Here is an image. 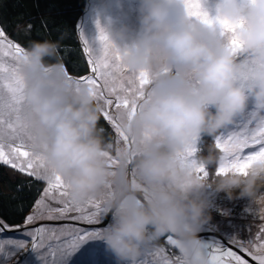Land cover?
I'll return each mask as SVG.
<instances>
[{
    "label": "clouds",
    "instance_id": "1",
    "mask_svg": "<svg viewBox=\"0 0 264 264\" xmlns=\"http://www.w3.org/2000/svg\"><path fill=\"white\" fill-rule=\"evenodd\" d=\"M199 4L212 23L191 15L187 0H139L135 31L98 23L128 73L150 81L134 113L116 114L122 135L109 139L103 106L52 62L60 42L25 49L30 150L49 178L64 181L72 203L102 201L111 219L99 239L117 264H140L162 237L175 245L174 264H212L200 232L220 193L247 199V210L264 217V154L240 170L226 165L217 143L241 118L264 127V0H216L214 13L207 0Z\"/></svg>",
    "mask_w": 264,
    "mask_h": 264
},
{
    "label": "snow or ice",
    "instance_id": "2",
    "mask_svg": "<svg viewBox=\"0 0 264 264\" xmlns=\"http://www.w3.org/2000/svg\"><path fill=\"white\" fill-rule=\"evenodd\" d=\"M191 15L202 17L206 23H212L205 13L200 10L199 0H187ZM226 30L235 33V25L228 21H221ZM32 25L27 28L18 26V30L26 34ZM83 42V53L87 55L88 73L73 78L66 69L67 78L74 81L77 87L87 86L96 97L97 102L103 106V117L109 124L113 136L122 135L119 131L116 114L122 109H131L134 113L137 103L144 96L145 88L150 83L146 74H129L119 58V54L108 42L107 36L101 30L98 39L102 47L95 49L86 39L83 32L79 34ZM234 45L238 44L233 39ZM25 48L19 43L8 40L5 31L0 27V163L9 165L12 169L33 177L37 181H46L47 186L39 193L35 201L34 215L26 218V224L36 219L47 220H74L88 225H98L105 218L102 201H92L85 206L76 205L68 198L67 185L56 176L49 178L45 171L44 162L34 155L31 148V133L27 124L28 105L25 101V83L21 73L22 59ZM4 58H8L5 61ZM126 139V137H125ZM217 143L226 150L228 167L243 170L247 163L258 154H264V127L257 128L254 121L247 120L237 123L232 129L226 131ZM258 146L245 153L244 149ZM54 201L61 207H51L47 202ZM90 207L91 211L85 209ZM43 209L44 211H41ZM75 212L77 215L69 216ZM264 227V226H262ZM6 226L0 225V230ZM102 229L63 225L59 227L40 226L35 229L24 230V235L32 241V247H27L24 240L0 239V257L5 264L18 254L32 251L38 254L41 264H66V260L79 251L80 247L89 240L100 238ZM257 239L260 241L253 245L255 252L248 251L244 244L231 240L242 250L247 251L258 264H264V232ZM168 243L174 245L171 237ZM214 247L218 254H211L212 264H247L236 252L223 248L222 245L207 244ZM7 246V247H6ZM144 264V262H141ZM164 264H174L171 259H165Z\"/></svg>",
    "mask_w": 264,
    "mask_h": 264
},
{
    "label": "rangeland",
    "instance_id": "3",
    "mask_svg": "<svg viewBox=\"0 0 264 264\" xmlns=\"http://www.w3.org/2000/svg\"><path fill=\"white\" fill-rule=\"evenodd\" d=\"M207 3L210 11L214 13L216 0H207ZM110 19L118 24H127L133 31L138 30L139 0H87L86 8L79 19V34L83 32L88 42L95 49L99 50L102 45L98 39V23L107 25ZM4 59L5 61L8 60V58ZM71 76L74 79L80 77ZM245 121H247L246 118H241L238 123H243ZM253 148H258V146L244 149V152L247 153L253 150ZM44 184L46 187L47 182L44 181ZM47 203L51 207L62 206L54 201H48ZM248 207L249 201L247 199L229 200L223 193L213 197L212 207L209 210L211 220L204 226L203 230L200 232V236L207 244H219L225 249L236 252L243 260L247 261V264H258L257 261L248 255L247 251L242 250L236 243L230 242L234 240L244 244L248 251L255 252L253 245L260 242L257 237L264 232V227H262L264 226V217L256 211H248ZM85 210L91 211L92 209L87 207ZM41 211L44 210L41 209ZM29 215H34V207L29 212ZM68 215L74 216L77 215V213L70 212ZM110 219V216L105 217L98 225H88L70 219L51 221L47 219H36L31 224H26L25 221L23 224L16 226H7L4 224L7 232H5V229L0 230V239L24 240L27 242V247L30 249L32 247V241L29 237L24 235L25 228L31 230L40 226L59 227L63 225H75L89 229H103ZM0 225H3V222H0ZM165 240L168 241L167 237H165ZM249 241H252L253 245H249ZM208 250L210 256L211 254H220L215 252L214 247L208 248ZM37 255L38 254L32 251H26L23 254L12 257L7 264H41ZM165 259L175 261L176 257L170 256L169 253L166 252L165 247L154 245L140 258V264L141 262H144V264H164ZM0 264H5L3 257H0ZM66 264H117V262L115 257L107 251L103 241L97 239L89 240L84 243L79 251L66 260Z\"/></svg>",
    "mask_w": 264,
    "mask_h": 264
},
{
    "label": "trees",
    "instance_id": "4",
    "mask_svg": "<svg viewBox=\"0 0 264 264\" xmlns=\"http://www.w3.org/2000/svg\"><path fill=\"white\" fill-rule=\"evenodd\" d=\"M86 5L87 0H0V27L8 39L25 49L30 41H59L60 54L52 62L63 63L73 76H82L88 73V65L79 37V19ZM29 24L32 28L27 34L18 30V26L27 28ZM100 125L105 129L106 139L111 138L112 130L103 115ZM211 142V138H204V154ZM44 187V181L0 163V222L7 226L23 224ZM155 245L165 247L170 256V249L176 250L165 237Z\"/></svg>",
    "mask_w": 264,
    "mask_h": 264
},
{
    "label": "built area",
    "instance_id": "5",
    "mask_svg": "<svg viewBox=\"0 0 264 264\" xmlns=\"http://www.w3.org/2000/svg\"><path fill=\"white\" fill-rule=\"evenodd\" d=\"M170 254L173 256V257H177V251L174 250V249H170Z\"/></svg>",
    "mask_w": 264,
    "mask_h": 264
}]
</instances>
